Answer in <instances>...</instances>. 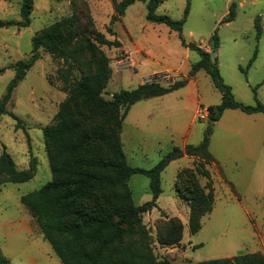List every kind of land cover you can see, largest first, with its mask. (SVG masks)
I'll use <instances>...</instances> for the list:
<instances>
[{
	"label": "rangeland",
	"instance_id": "1",
	"mask_svg": "<svg viewBox=\"0 0 264 264\" xmlns=\"http://www.w3.org/2000/svg\"><path fill=\"white\" fill-rule=\"evenodd\" d=\"M21 4L22 0H0V21L9 24L0 29V100L14 77L8 67L30 56L31 38L72 14L78 20L79 32L96 30L120 43L114 48L89 39L108 60L110 77L100 94L103 100L142 83L157 82L169 87L187 77L184 85L131 105L122 122L120 141L128 166L149 170L173 148L198 145L208 125L213 131L209 151L220 164L217 163L221 172L212 164L207 166L213 205L192 235L188 230V203L176 196L174 184L178 171L190 168L199 159L183 156L160 173L162 192L157 205L139 217L142 243L150 262L200 264L238 253L259 252L264 256V114L242 118L246 115L238 109L223 111L218 127H214L206 108L218 105L221 94L204 70L188 77L199 55L181 45L183 41L198 46L210 52L211 59L216 58L219 78L229 86L237 102L254 106L255 89L256 100L264 106V0H161L155 13L175 21L183 18L188 6L180 33L164 24L147 22L145 3L135 2L113 24L110 34L107 26L113 9L109 0H33L29 26L18 29ZM231 5L233 18L225 22ZM254 20L261 27L258 39ZM214 37L218 46L212 53ZM73 51L74 47H70L64 57L39 48V59L14 88L5 107L7 113L0 116V152L4 147L18 169L27 168L31 160L36 169L29 181L6 183L0 190V250L8 264H62L53 252L44 255L37 249L31 241L36 239V233L26 234L14 224L24 210L20 196L51 180L42 128L54 122L67 96L62 86L81 76L82 69L70 62ZM236 130L238 135L231 133ZM198 179L200 186L206 184V179ZM149 182L142 174L129 177L127 184L135 205L151 199ZM173 217L183 226L182 243L160 245L156 226ZM9 228L13 230L11 236ZM126 241L132 246L141 245L136 236H126ZM44 246L49 249L46 242Z\"/></svg>",
	"mask_w": 264,
	"mask_h": 264
},
{
	"label": "trees",
	"instance_id": "2",
	"mask_svg": "<svg viewBox=\"0 0 264 264\" xmlns=\"http://www.w3.org/2000/svg\"><path fill=\"white\" fill-rule=\"evenodd\" d=\"M109 1L113 9L107 26L110 34H113V24L135 2L145 3L147 22L164 24L177 33L181 31L188 8L186 6L183 18L175 21L167 15L155 13L161 0ZM32 5L33 0H22L19 11L21 20L16 23L18 29L29 26ZM232 18L231 5L225 22ZM8 25L7 22L0 21V29ZM254 28L258 39L261 27L257 20H254ZM89 39L98 45L114 48L120 46L117 39L110 41L99 31L79 32L78 20L72 14L34 35L31 38L30 56L8 67L14 71V77L0 100V116L7 113L5 107L14 88L39 59V48L53 56L66 57L67 50L74 47L70 62L82 69L79 78L62 86L67 96L60 103L54 122L42 128L51 180L39 189L21 195L19 201L34 219L42 238L62 264H171L167 260L150 262L146 246L142 243L143 228L139 217L156 207V201L162 192L159 175L164 168L175 159L192 156L199 160L194 161L190 168L178 171L174 191L178 198L188 203L189 233L192 235L199 230L200 219L211 211L214 200L207 169L214 162L208 150L211 126L206 127L198 145L173 148L149 170L128 166L120 134L129 107L140 100L162 96L184 85L187 77L169 87H163L157 82L142 83L133 90H121L113 93L110 100H103L100 94L110 77L108 60ZM181 45L199 55V60L191 65L188 77L198 70H204L211 76L214 86L221 94L218 105L206 108L210 123L217 121L226 109H238L245 114H264V106L256 100L255 89H252L254 106L237 102L229 86L219 78L216 58L211 59L210 52L198 46L185 44L183 41ZM217 46L214 37L212 53ZM254 58L255 53L248 65ZM2 71L0 69V73ZM63 80L67 81L68 77L64 76ZM35 172L33 160L27 168L18 169L10 154L2 148L0 190L6 183L29 181ZM136 173L145 175L150 181L151 199L141 205L133 203L127 184L129 177ZM199 177L206 179L204 186L199 185ZM159 225L156 228L157 242L160 245L180 244L183 226L179 219L173 217ZM129 235L139 238L141 245H129L126 241V236ZM0 264H8L1 250ZM200 264H264V256L254 252L203 261Z\"/></svg>",
	"mask_w": 264,
	"mask_h": 264
},
{
	"label": "crops",
	"instance_id": "3",
	"mask_svg": "<svg viewBox=\"0 0 264 264\" xmlns=\"http://www.w3.org/2000/svg\"><path fill=\"white\" fill-rule=\"evenodd\" d=\"M133 5V4H132ZM131 6V5H130ZM126 11V10H125ZM145 14H146V11H145ZM112 15V14H111ZM110 15V16H111ZM122 18V17H121ZM120 18V19H121ZM205 51H207L206 49H204ZM208 52V51H207ZM231 110H237V109H226V110H224L225 112H227V111H231ZM224 112V113H225ZM243 113V112H242ZM244 115H246V116H243L242 115V118H244V117H253L252 115H253V113L252 114H245V113H243ZM218 121H219V119L217 120V121H215L213 124H214V127H218L217 126V124H218ZM212 133H213V131H212ZM212 133H211V136H212ZM231 133H233V134H235V135H238L239 134V131H232ZM209 142H210V140H209ZM208 150H209V144H208ZM210 152V151H209ZM214 158V157H213ZM217 163H218V160H216L215 158H214V162H212L211 164L216 168V170H217V168L220 170V168H219V166L218 165H220L219 163H218V165H217ZM220 172H221V170H220ZM218 174H219V172H218ZM158 199H159V197H158ZM158 199H157V201H158ZM158 203V202H157ZM22 205V204H21ZM157 205V204H156ZM23 206V205H22ZM23 208H24V210H22V212H23V214H22V216L20 217V219L19 220H17L16 221V223L14 224V226H16V227H18V229H21V230H23L26 234H29L30 232L31 233H36L35 234V236H36V239L34 238V239H32L31 241L34 243V245L37 247V249L42 253V254H47L48 252L51 254L52 253V250H51V248H50V246H49V249L46 247V246H44V242H46V241H44V239L42 238V235L40 234V232H39V230H38V228H37V226H36V224H35V222H34V219L29 215V213H28V211L26 210V208L23 206ZM183 225H184V223H183ZM12 231L13 230H11V228H9L8 229V232H10V234H8V235H10L11 236V234H12ZM181 243H182V240H181ZM262 246V252H263V254H264V246L263 245H261ZM240 252V251H239ZM254 253V252H253ZM53 254V253H52ZM239 254H244V253H238V255ZM233 257V256H232ZM227 258H229V257H227ZM34 260H31V262H33Z\"/></svg>",
	"mask_w": 264,
	"mask_h": 264
}]
</instances>
